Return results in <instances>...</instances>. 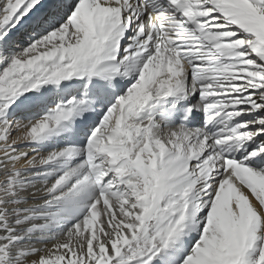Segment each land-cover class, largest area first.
<instances>
[{"label":"snow or ice","instance_id":"snow-or-ice-1","mask_svg":"<svg viewBox=\"0 0 264 264\" xmlns=\"http://www.w3.org/2000/svg\"><path fill=\"white\" fill-rule=\"evenodd\" d=\"M0 264H264V0H0Z\"/></svg>","mask_w":264,"mask_h":264}]
</instances>
